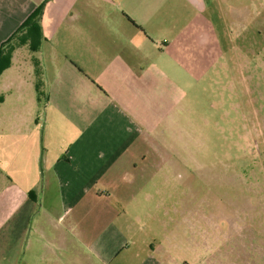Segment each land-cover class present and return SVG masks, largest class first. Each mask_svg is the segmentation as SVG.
Listing matches in <instances>:
<instances>
[{"label": "rangeland", "instance_id": "1", "mask_svg": "<svg viewBox=\"0 0 264 264\" xmlns=\"http://www.w3.org/2000/svg\"><path fill=\"white\" fill-rule=\"evenodd\" d=\"M98 1L0 0V49L10 40L12 47L11 66L0 74V96L4 81L103 86L165 145L160 156L178 161L166 166L170 179L162 201L169 209L145 210L128 220L142 240L157 241L156 256L165 257L157 264H197L186 241L203 236L243 242L235 249L244 264L252 254L263 260L264 0H198L200 10L173 13L179 24L161 38L168 45L163 52L142 51L104 31ZM37 11L36 35L24 29L18 36L30 43L18 44L14 34ZM71 222L80 228L73 233L85 229L80 214L71 215ZM106 236L120 233L113 226L98 243H75L71 264H143L126 253L104 262L99 254Z\"/></svg>", "mask_w": 264, "mask_h": 264}, {"label": "crops", "instance_id": "2", "mask_svg": "<svg viewBox=\"0 0 264 264\" xmlns=\"http://www.w3.org/2000/svg\"><path fill=\"white\" fill-rule=\"evenodd\" d=\"M98 4L104 16L101 28L133 41L142 51H165L168 45L161 44V38L179 24L172 20L173 13L200 10L198 0H100ZM156 38L160 39L156 42ZM72 66L74 73L81 74ZM95 83L3 82L0 264H71L72 245L98 243L113 226L120 236L100 241L104 262L116 261L124 253L129 261L165 262V257L156 256L157 241L142 240L135 223L128 220L145 210L168 208L162 201L164 183L170 179L166 166L178 161L160 156L159 147L165 145L152 139L148 127ZM27 91L34 97L26 96ZM19 212L31 215L29 224L17 221ZM75 213L81 215L84 234L73 233L80 229L71 222ZM186 242L197 264L245 263L235 249L243 242L213 236ZM249 257L246 264H264L257 254Z\"/></svg>", "mask_w": 264, "mask_h": 264}, {"label": "trees", "instance_id": "3", "mask_svg": "<svg viewBox=\"0 0 264 264\" xmlns=\"http://www.w3.org/2000/svg\"><path fill=\"white\" fill-rule=\"evenodd\" d=\"M38 15H39V12L37 11V13L33 17H31L28 21H26V23L17 31V33L14 34L13 39L16 38L18 36V34H21L22 32H24V29L29 28V29H32V31L34 32V29H37V27H38L37 26V19H36L38 17ZM36 33L37 32H34L35 35H36ZM28 38H29V36H28ZM10 41L5 43L0 49V74L3 73L6 69H8L11 66L12 51L10 53V49H12V47L10 45L11 44ZM27 42H29V41H27V39H25L24 37H21V36L19 37L18 44L21 45V44H25ZM31 43H32V41H31ZM32 195H33V193H30V195H29V200L31 202H33L35 200ZM16 218H17V221L26 225V224L30 223L31 215L29 213L27 214V213L19 212Z\"/></svg>", "mask_w": 264, "mask_h": 264}]
</instances>
